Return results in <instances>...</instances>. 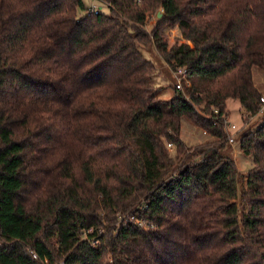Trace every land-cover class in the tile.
<instances>
[{"label":"trees","instance_id":"1","mask_svg":"<svg viewBox=\"0 0 264 264\" xmlns=\"http://www.w3.org/2000/svg\"><path fill=\"white\" fill-rule=\"evenodd\" d=\"M99 1L0 0V264H264V121L240 204L225 130L230 98L261 109L264 0ZM149 45L189 98L160 96Z\"/></svg>","mask_w":264,"mask_h":264},{"label":"rangeland","instance_id":"2","mask_svg":"<svg viewBox=\"0 0 264 264\" xmlns=\"http://www.w3.org/2000/svg\"><path fill=\"white\" fill-rule=\"evenodd\" d=\"M87 5V10H91L94 6L101 7L103 12L108 13L109 4L107 2H101L99 0H85ZM163 13V9H159L153 18L149 21L147 25L148 31H151L153 27L158 22V19L161 17L158 16V13ZM164 39H166L169 43V46L174 45L175 43L188 42L181 34V31L178 27H170L164 33ZM142 50L146 57L152 60L156 66V70L153 76V83L160 89V96L164 99H170L175 94L176 84L178 82L177 76L171 68L160 56V53L157 51L155 46L149 45L147 47H142ZM258 69L255 70V81L257 85L262 89L264 96V77L263 75H259L257 72ZM263 72V71H262ZM192 82V81H191ZM185 96L189 98V94L186 89L184 90ZM262 101V100H261ZM228 108V122L231 124H235L236 128L225 127L228 133L235 136V142H229L226 148V151L230 156H232L239 168L240 178L238 181V190L239 197L237 198L238 203H241V193L244 187L246 186L247 173L253 167L254 162L251 157L245 155L239 144V136L243 133H246L252 129L257 128L264 121V109H260V111L256 115L246 114L244 108L236 98H230L227 102ZM181 137L187 142L189 145H197L206 142L211 138V135L206 132L204 129H201L187 119H185L182 123L181 129Z\"/></svg>","mask_w":264,"mask_h":264},{"label":"built area","instance_id":"3","mask_svg":"<svg viewBox=\"0 0 264 264\" xmlns=\"http://www.w3.org/2000/svg\"><path fill=\"white\" fill-rule=\"evenodd\" d=\"M91 11H93L94 13H98L99 11H101V7L94 6L91 9ZM174 72H175V74L177 76V80H178V82L176 84V89L184 91L186 85L191 86L192 82L190 79V71L188 70L187 67H185V66L178 67L174 70ZM261 100H262L261 109H264V96L261 97ZM215 111L217 112L218 110H215ZM226 126L230 127V128H236V125L231 124L230 122H228V120H226L225 127ZM227 133H228V131H227ZM228 139H229V142H231V143L235 142V136L230 134V133H228ZM169 147H172V143H169ZM140 225H144V222H141Z\"/></svg>","mask_w":264,"mask_h":264},{"label":"crops","instance_id":"4","mask_svg":"<svg viewBox=\"0 0 264 264\" xmlns=\"http://www.w3.org/2000/svg\"><path fill=\"white\" fill-rule=\"evenodd\" d=\"M257 72H259L258 74L260 75H263V77H264V72H262L261 70H258ZM264 82V81H263Z\"/></svg>","mask_w":264,"mask_h":264},{"label":"water","instance_id":"5","mask_svg":"<svg viewBox=\"0 0 264 264\" xmlns=\"http://www.w3.org/2000/svg\"><path fill=\"white\" fill-rule=\"evenodd\" d=\"M158 16H159V17H162V16H163V13H161V12L158 13Z\"/></svg>","mask_w":264,"mask_h":264}]
</instances>
